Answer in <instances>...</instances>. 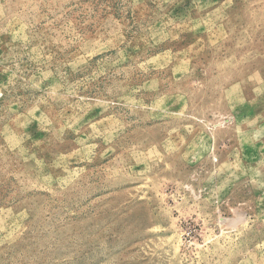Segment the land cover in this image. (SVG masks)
Returning a JSON list of instances; mask_svg holds the SVG:
<instances>
[{
    "label": "rangeland",
    "instance_id": "374dc122",
    "mask_svg": "<svg viewBox=\"0 0 264 264\" xmlns=\"http://www.w3.org/2000/svg\"><path fill=\"white\" fill-rule=\"evenodd\" d=\"M0 264H264V0H0Z\"/></svg>",
    "mask_w": 264,
    "mask_h": 264
}]
</instances>
